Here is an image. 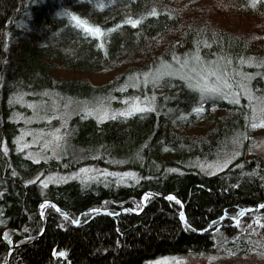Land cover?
I'll use <instances>...</instances> for the list:
<instances>
[{
    "label": "trees",
    "instance_id": "obj_1",
    "mask_svg": "<svg viewBox=\"0 0 264 264\" xmlns=\"http://www.w3.org/2000/svg\"><path fill=\"white\" fill-rule=\"evenodd\" d=\"M153 7L157 15L135 27L120 24ZM65 9L103 28L119 27L103 35L99 48L100 40L59 14ZM185 54L218 66L234 85L239 73L250 74L251 89L263 94L264 0L255 6L251 0H0V264H145L216 253L244 258L264 247V157L247 146V103L201 100L178 75L144 82L142 72L161 59L174 67L172 57L184 62ZM248 57L254 63L241 62ZM153 95L152 109L127 117L73 114L58 158L34 161L17 147V114L28 113L19 101L57 112L80 102L116 111L128 98ZM197 105L202 112L192 111ZM241 135L240 153L205 174L202 167L222 144ZM83 167H95L97 176L40 183L46 174ZM145 192L155 196L144 198L142 208ZM257 206L234 226L240 209ZM93 208L98 211H88Z\"/></svg>",
    "mask_w": 264,
    "mask_h": 264
},
{
    "label": "rangeland",
    "instance_id": "obj_2",
    "mask_svg": "<svg viewBox=\"0 0 264 264\" xmlns=\"http://www.w3.org/2000/svg\"><path fill=\"white\" fill-rule=\"evenodd\" d=\"M197 62L194 59L188 61V68L185 69V75H195L191 72V68ZM178 67V66H174ZM179 76V75H178ZM181 77V76H180ZM209 81H214V76L208 77ZM185 80V79H183ZM188 84V81L185 80ZM248 87L251 89L248 81ZM196 90V89H194ZM252 90V89H251ZM198 91V90H196ZM199 92V91H198ZM239 100L243 99L249 106L250 113L248 117L249 124V139L248 149L249 152L257 156L264 157V125L259 124V118L264 113V93L261 95L256 94L253 90L251 91L252 99H249L248 93L237 92ZM210 98H217L219 96H208ZM231 100V99H229ZM31 105V106H30ZM128 103L123 107H127ZM19 106H24L27 108L28 113L24 115L19 113L18 120L22 123V128L20 134L16 139V144L19 149H21L25 156L34 161L46 160L49 157L58 158L61 154L62 148L66 140V125L68 119L75 113H88L85 108L94 110L91 114L98 116V106L93 104H85L83 102L77 103L75 105L65 104L63 111L57 112L53 108L43 107L41 109L34 106L33 103H25L19 101ZM255 107L258 111V119L256 123L257 127H251L253 123L252 120V108ZM108 110V117H112L115 114H120L117 111H109L108 107H102ZM103 120V119H100ZM56 121V125H52ZM239 141L237 143L236 141ZM246 136L241 135L240 137H232L231 139L225 141L220 150L215 154L213 159L209 160L202 167L205 174L211 175L222 169H224L241 151L242 145L245 143ZM238 153V154H236ZM227 160L226 166H219V169L214 166L218 161ZM84 171H78L73 174H46L40 179L44 181L42 184L48 183H59L73 178L79 179H91L97 176L98 171L95 167H83ZM258 218L254 219L253 231L256 237V243H259V224L257 223ZM259 250L250 252L247 256L243 257H232L226 254H208L200 256H178V257H164L158 260L159 264H264V247L259 245ZM209 256L214 257V259H209ZM148 264V263H145Z\"/></svg>",
    "mask_w": 264,
    "mask_h": 264
},
{
    "label": "snow or ice",
    "instance_id": "obj_3",
    "mask_svg": "<svg viewBox=\"0 0 264 264\" xmlns=\"http://www.w3.org/2000/svg\"><path fill=\"white\" fill-rule=\"evenodd\" d=\"M251 3L253 6H255L256 0H251ZM102 7L103 5H99ZM60 15H66L69 17L70 22L74 23L77 28H80L84 31L86 35H91L92 37H96L100 42L97 44V47L103 48L104 43L102 40V37L105 33H110L113 31L114 28H118L119 24H114L112 28H103L99 24H95L90 22L88 19L83 18L81 16H78L74 12H70L68 10H63L59 13ZM157 15L156 8L153 7L150 11L143 13L141 16L133 18L131 16H127L126 18L122 19L120 21V24H130L133 27H135L137 24L140 23V21L144 18V16H155ZM173 60L176 61L178 67H173L172 64H170L167 60L161 59L159 62V65L156 69H149L148 71L142 72V76L145 78L144 82H148V78L150 77L153 84H158L161 81L162 77L166 76H181V79H185L188 81V87L192 89H196L200 93V99L203 100L206 96H219L221 99L229 100L233 103H239V96L237 94L238 91L248 93L249 99H252L251 95V89L248 87V80L250 79V74H244L239 73L241 80L237 84H233L229 82V78L227 77L226 73H222L218 66H214L210 62L200 63L201 57L199 54H194L193 57H188L187 54H185L184 62H181L176 56L172 57ZM189 59H194L197 63L194 64L191 68V72H194L195 75H185V69L188 68V61ZM242 63L246 64H252L254 63V59L252 57H248L247 59L241 58ZM214 76V81H209V76ZM135 76V74H133ZM155 96H145L142 99L140 97H131L128 98V105L125 108L117 109L116 111L119 112L122 116H131L136 112H143L148 109H152V105L154 103ZM31 106V105H30ZM85 111L89 112L91 114L94 110L85 108ZM98 120L100 119H107L108 118V110L106 108H102L98 106ZM193 112H202L203 108L199 105L197 107H194L192 109ZM262 113H264V110H261ZM9 119H12V117H9ZM245 119L247 120L248 117L246 116ZM258 119V111L255 107L252 108V120L253 123L250 125L251 127H257L258 124L256 123ZM259 124L264 125V115H261L259 118ZM239 143V141H236ZM238 154V153H236ZM227 160L225 161H218L214 165L217 170L219 169V166H226ZM80 171H84V169H81ZM74 175V174H73ZM113 175H120L118 173H113ZM123 175H135L134 173L126 172ZM41 183H44V181H41ZM150 193L145 192L144 197L149 196ZM142 197L141 199H143ZM169 199L175 200L176 197L169 194ZM179 202V201H177ZM49 201L45 200L43 204H41V208L44 207V204H48ZM261 207H264L262 205ZM107 211V209H104ZM127 210V209H125ZM90 212H96L98 209H89ZM245 209H240L239 213L236 216H233L232 219L234 222L239 223V216L244 213ZM66 218L68 216L67 213H62ZM181 221H183L185 224L187 221L185 220V216L183 211L179 213ZM225 216H227V213H224ZM220 219H223V217H220ZM73 223H77V220H73ZM257 223H260V221H257ZM190 227V226H189ZM200 231H203V229H200ZM7 235V234H5ZM254 250V249H253ZM60 255H63V252L60 253ZM209 259H214V257L209 256ZM148 264H159V261H149Z\"/></svg>",
    "mask_w": 264,
    "mask_h": 264
},
{
    "label": "bare ground",
    "instance_id": "obj_4",
    "mask_svg": "<svg viewBox=\"0 0 264 264\" xmlns=\"http://www.w3.org/2000/svg\"><path fill=\"white\" fill-rule=\"evenodd\" d=\"M45 185H46V184H45ZM150 194H151V193H150ZM171 195H172V194H171ZM150 196H155V195H154V194H151ZM150 196H147V197H150ZM173 196H174V195H173ZM142 197H144V195H143ZM142 197H141V198H142ZM160 197H161V196H160ZM162 197H164V196H162ZM162 197H161V198H162ZM167 197L169 198V194L167 195ZM144 198H146V197H144ZM144 198H143V199H140V204H141L142 208L144 207V204H145V203H144ZM177 199H178V198H176V200H177ZM178 200L180 201L179 203L182 204V203H181V200H180V199H178ZM178 200H177V201H178ZM127 209H128V208H127ZM128 211H129V210H128ZM237 225H238V223L235 222L234 226H237ZM231 226H232V225H231ZM6 242H7V241H6ZM14 248H17V246H12L11 248H9V249H10L9 251H11V250L14 249ZM7 263H8V262H7V260H6L5 264H7Z\"/></svg>",
    "mask_w": 264,
    "mask_h": 264
},
{
    "label": "water",
    "instance_id": "obj_5",
    "mask_svg": "<svg viewBox=\"0 0 264 264\" xmlns=\"http://www.w3.org/2000/svg\"><path fill=\"white\" fill-rule=\"evenodd\" d=\"M151 195V194H150ZM149 195V196H150ZM173 196V195H172ZM162 197V196H161ZM162 198H165V197H162ZM178 200V199H177ZM179 201V200H178ZM180 202V201H179ZM41 204H43V203H41ZM41 204L39 205V207H38V211H39V215H40V217H41V212H40V210H41ZM259 208V206H257L255 209H248V210H246L242 215H244L245 213H247V212H251V211H253V210H256V209H258ZM127 210H129V209H127ZM122 211H124L123 209L121 210V212ZM130 211V210H129ZM242 215H240L239 216V218L242 216ZM42 218V217H41Z\"/></svg>",
    "mask_w": 264,
    "mask_h": 264
}]
</instances>
